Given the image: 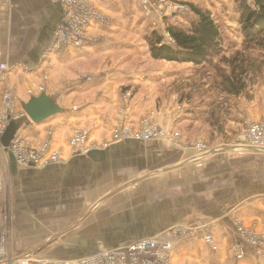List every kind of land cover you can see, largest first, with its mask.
Wrapping results in <instances>:
<instances>
[{"label":"crops","instance_id":"obj_1","mask_svg":"<svg viewBox=\"0 0 264 264\" xmlns=\"http://www.w3.org/2000/svg\"><path fill=\"white\" fill-rule=\"evenodd\" d=\"M91 2L108 19V23L91 22L88 33L98 39L95 44L48 52L63 15L60 0H0V63L7 65L0 72V116L7 87L14 96L12 112L24 113L4 128L0 124L4 190L0 236L5 238L8 257L72 259L95 251L98 239L106 246H119L144 232H161L172 222L184 226L216 222L217 248L202 243L195 233L173 249L175 264H264V255L258 256L251 247L242 261L233 259L229 251L235 218L264 234V151L238 155L221 151L190 161L187 157L193 151L164 150L163 142L130 138L115 142L114 130L136 128L133 121L142 114L137 98L126 99L122 92L128 85L135 86L136 57L128 62L126 55L114 56V52L122 51L129 32L139 24L143 27L151 15L130 0ZM132 9L140 11L144 20ZM41 93L60 111L33 122L22 103ZM245 106L247 113L256 112L260 118L264 114V100ZM77 130H87L90 142L109 144L73 155L69 140ZM16 136L40 150H59L65 161L45 167L18 166L9 148ZM134 168L135 175L143 177L124 181ZM153 169L158 171L148 173ZM97 171L111 175L110 183L116 186L101 197L106 201L99 206L98 181L90 179ZM8 186L12 196L5 192ZM167 203H171L168 212Z\"/></svg>","mask_w":264,"mask_h":264},{"label":"rangeland","instance_id":"obj_2","mask_svg":"<svg viewBox=\"0 0 264 264\" xmlns=\"http://www.w3.org/2000/svg\"><path fill=\"white\" fill-rule=\"evenodd\" d=\"M86 1L90 3V0ZM151 1L152 4L151 6H149L151 13L145 15L152 16L153 14H155V18L151 19L150 16V19L144 20V17L140 13V11H138L137 9H132L138 11L137 18L139 17L144 20V26L141 27V24H139L141 23V21H138L137 24H139L140 26L134 27V30L132 32H129L130 39L128 41H123L124 45L121 47L122 51H118L119 53H117V51L114 52V56H119L120 54H124V56L126 55L128 62H130L133 57H136L135 60L138 63L137 67L135 66V64L131 63L132 67L135 68V72H137L135 74V78H132V82L135 84V86L128 85L127 89H124L122 91L126 99L129 98V100H133L135 97L137 98V106H139L138 109H140L139 111L142 114L141 117L137 119V121H133L135 122L134 126H136V128L127 126V128L130 130L129 134H131L129 138L142 142L156 141L157 144L163 142L160 145L164 148V150H168L169 147H176L181 148L182 150L193 151L194 154L187 157V160L190 159V161L197 160L198 158H195V156H200L199 158H201L204 154L216 153L221 151L233 155H238L242 152L249 151L263 152L264 137L261 138L259 142L249 141V143L253 145L251 146L245 142V132L250 131L254 124H263L264 114L260 118V115L256 112L247 113L248 106L245 105H248L250 101L256 102L257 100H264V69L258 74L257 78L252 82V84L247 87L246 94L229 96L222 93L217 89V87L210 86L209 83L211 82V79L209 83H204V81L206 80L205 78H207L208 76L207 74L209 73L210 77L211 74L214 73L211 69L196 70V67L189 62L177 63L153 59L149 53V49L145 41V36L149 34L151 30H157L167 36L164 33L166 19L169 22L183 21V23L187 25V23L184 22L183 16L186 14L192 15V13L190 12V8L185 4L184 6L186 9L182 13H165V11L167 10L164 8H160L166 7V5L169 4H172V7L175 6V4L183 5L182 0ZM154 1H157V3L154 4ZM186 1H194L201 6L210 9L215 20L223 25L225 33L228 36L227 38L231 41L233 40L235 42V45L237 44L236 47L232 48L231 50L229 49L225 51L222 55V59L217 58L214 60V62L220 61L222 64L227 66L225 59L229 58L230 55L238 49L240 43L242 42V37L236 36L235 33V28L237 27V23L235 22L236 17L234 16V19L231 18L233 10L236 6L235 0ZM91 6H94L92 2ZM138 8L142 12H144L140 7ZM149 21L154 22V26H151ZM97 40L94 39V44ZM150 71H154L155 73L151 76H148V73ZM227 71H229V69H227ZM142 87H144L143 92ZM225 98L227 102L223 103V100ZM212 100L215 101V104L213 106H209L208 102ZM254 107L256 109H259L258 106ZM118 128L119 131L118 129L114 130V132L112 133L113 137L111 136L115 142L126 139L125 134L120 133L123 126ZM147 129L153 132L152 135H150L149 137H135L137 132H139L140 134H144V131ZM251 137L252 136L249 135L248 140ZM94 144L97 148H102L109 143L107 141V143L104 142ZM248 145L251 147H249ZM62 161H65V158L62 157ZM61 163L62 162L54 161L50 164L55 165ZM47 165L40 167H45ZM135 171L136 169L134 168V170L130 172V175H126L124 181L129 182L134 179L136 180L143 177V175H135ZM155 171H158V169H153L148 173L153 172L152 174H154ZM84 176L85 177H83V179L87 180V176ZM115 176L118 177L119 175ZM111 177L112 176L109 174L105 175L103 171H97L95 176L90 175L91 182L95 183V178L98 181V196L96 198V201L102 199L101 197L107 195V193L112 192V188H116V186H113L114 184L111 185L110 183ZM0 184L2 188V191H0L1 197L4 190L1 181ZM106 186L109 187L106 188ZM5 192L9 196L13 195V190L9 186L8 189L5 190ZM100 201V203H98V206L99 204L105 203L106 199H104V201ZM170 204L171 203H167V212L170 209ZM179 211L182 210L178 209V212ZM173 223L174 222L168 223L166 227H164L165 229L161 232H144L141 237H163L167 240H170L171 249H169L165 254L167 259L169 260V264H175L173 249L181 243L186 242V240L191 238V236H193V234L195 233H199V237L202 243L206 241L208 242V240H204V238L207 234L210 235L211 242H208V244L211 245L212 249L217 248L213 239V230H217L216 227L218 226L216 222H214L213 224H200L198 222H195V224L189 226H184L183 223ZM234 225L235 231L231 236L233 238L229 242V251L232 258L237 261H242L246 257L248 247L253 248L254 253L258 256L264 255V234L256 231L254 227L245 224L239 218L234 219ZM154 227L155 225H152V229ZM220 230L225 231L224 227L220 228ZM126 240L127 242L119 246H125L129 243L131 244L137 239L130 237ZM97 242V249H111L112 247H114L104 245L99 239L97 240ZM238 249L243 250V256L241 258L236 257L235 251ZM95 251L92 250L90 254H84L80 257L72 259H57L53 257H49V259L57 261L61 260V262H73L78 258H83L88 255L95 254ZM21 257H29L31 259L29 261V264H41L40 262H38V260L43 261V259H46L43 257L36 258L31 255H24ZM33 258H35L36 260H33Z\"/></svg>","mask_w":264,"mask_h":264},{"label":"built area","instance_id":"obj_3","mask_svg":"<svg viewBox=\"0 0 264 264\" xmlns=\"http://www.w3.org/2000/svg\"><path fill=\"white\" fill-rule=\"evenodd\" d=\"M130 1L134 4L136 3L135 5L140 7L145 14L151 13L149 7L152 4L151 0ZM60 3L62 4L63 15L56 26L52 46L48 52L65 48L82 49L94 43V38L88 33L91 22L108 23V19L105 18L98 8L91 6V3L86 0H60ZM156 3L157 1H154V4ZM171 5L172 4H169L166 5V7L160 8L166 9L167 11H165V13H182L186 9L184 5L175 4L173 7ZM6 69L7 65L0 63V72ZM2 107L3 112L2 116H0L2 128L12 119L24 116V113L14 114L12 112L14 108V96L10 87H7L3 92ZM129 132L130 130L127 127H123L120 133L125 134L126 139H128L131 135ZM152 133L151 130L147 129L144 131V134L137 132L135 137H149ZM249 135L252 137L248 140ZM263 137L264 123L254 124L250 131L245 132V142L249 145H251L249 141L259 142ZM95 147L96 145L94 142L89 141L87 130L74 131L69 140V148L73 155L85 154ZM9 148L15 163L20 167H40L54 161L63 162L59 150L49 152L46 147L41 150L34 148L30 142L22 136L14 137L10 142ZM1 189L0 184V191H2ZM1 214L2 209L0 208V216ZM205 239L211 242L210 235L207 234L204 240ZM208 242L206 241V243ZM170 243V240L163 237L139 238L125 246H114L115 248L112 247L111 249H97L95 254L78 258L73 262H61V260L57 261L53 259H43V261L38 260V262L41 264H169V260L165 254L171 249ZM235 254L237 258H241L243 256V250L238 249L235 251ZM30 260L29 257H8L4 237L0 236V264H29Z\"/></svg>","mask_w":264,"mask_h":264},{"label":"trees","instance_id":"obj_4","mask_svg":"<svg viewBox=\"0 0 264 264\" xmlns=\"http://www.w3.org/2000/svg\"><path fill=\"white\" fill-rule=\"evenodd\" d=\"M182 2L192 13L183 16L187 25L166 19L164 33L167 36L151 30L145 36L151 57L167 62H189L196 70L211 69L214 73L210 77L208 73L204 83L211 79L209 85L225 95L246 94L247 87L264 69V0H235L231 18L236 17L235 33L242 37V42L225 59L227 66L214 60L222 59L224 52L237 44L227 38L223 25L215 20L210 9L194 1ZM226 102L225 98L223 103ZM214 104V100L208 102L209 106Z\"/></svg>","mask_w":264,"mask_h":264},{"label":"water","instance_id":"obj_5","mask_svg":"<svg viewBox=\"0 0 264 264\" xmlns=\"http://www.w3.org/2000/svg\"><path fill=\"white\" fill-rule=\"evenodd\" d=\"M22 109L29 120L33 122L43 121L47 117L60 111V108L45 93H41L37 97H31L28 102H23Z\"/></svg>","mask_w":264,"mask_h":264},{"label":"bare ground","instance_id":"obj_6","mask_svg":"<svg viewBox=\"0 0 264 264\" xmlns=\"http://www.w3.org/2000/svg\"><path fill=\"white\" fill-rule=\"evenodd\" d=\"M33 260H36L35 258H33ZM46 260H50V259H46Z\"/></svg>","mask_w":264,"mask_h":264}]
</instances>
